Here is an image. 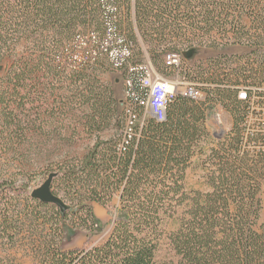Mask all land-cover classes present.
Here are the masks:
<instances>
[{
  "label": "trees",
  "instance_id": "1",
  "mask_svg": "<svg viewBox=\"0 0 264 264\" xmlns=\"http://www.w3.org/2000/svg\"><path fill=\"white\" fill-rule=\"evenodd\" d=\"M122 8L121 0H0V63L11 61L0 84V157L12 154L28 169L38 140L58 126L69 134L61 137L93 138L86 154L47 169L61 205L0 172V230L17 235L29 218L48 225L39 264H264V0H135L124 16ZM111 29L114 45L131 50L120 69L104 50ZM228 47L247 52L212 61L199 72L202 88L196 85L206 96H175L163 122L129 97L136 122L128 128L125 107L115 129L112 91L74 97L57 87L106 64L130 75L144 97L128 69L143 62L137 56L176 72L165 65L168 53L183 58L195 48ZM80 55L88 60L79 63ZM242 89L246 101L239 99ZM222 104L234 122L218 140L208 123ZM250 115L257 118L252 125ZM196 163L205 191L186 189ZM23 196L30 212L18 209ZM93 204L114 211L108 236L95 245L60 247L64 236L73 241L81 231H103Z\"/></svg>",
  "mask_w": 264,
  "mask_h": 264
},
{
  "label": "rangeland",
  "instance_id": "2",
  "mask_svg": "<svg viewBox=\"0 0 264 264\" xmlns=\"http://www.w3.org/2000/svg\"><path fill=\"white\" fill-rule=\"evenodd\" d=\"M123 4V16L127 13V8L130 3L134 9L135 0H121ZM127 1L129 3L127 4ZM124 2V3H123ZM247 52L243 47H228L219 49H207V48H195L189 51L185 57L182 58L180 73L179 70L166 71L158 69L153 65L162 78L171 81L172 83L200 86L202 84L198 77L199 72L210 67L212 61H219L223 56L242 55ZM138 60H148V55L137 56ZM11 66L10 59H5L0 63V84L2 78L6 75L9 67ZM160 71V72H159ZM74 75V78H70L68 81H63L57 84L58 89H67L73 91V96L78 97L80 92L85 91L86 94L92 90L101 91L106 94L109 90L113 93V98L116 102V115L111 121L115 129H118V123L123 118L125 107L127 105V89L125 86V75L122 71H114L108 65L93 66ZM189 74L188 76L186 74ZM186 75V76H185ZM68 76V75H67ZM69 77V76H68ZM82 79L81 82L78 80ZM80 91V92H79ZM203 91V90H202ZM206 96L205 91H203ZM71 95V96H72ZM72 96V97H73ZM58 107V104H56ZM62 107V106H60ZM260 112L261 109L256 107ZM264 117V116H263ZM257 118L254 115L249 116V124L252 125ZM262 121V120H260ZM70 122V120L68 121ZM232 113L222 104L218 105L216 117L208 123L209 131L220 140L228 135L233 126ZM59 127L58 133H49L40 138L38 141L40 144L39 150L30 154L31 161L28 169H20L18 162H14L15 157L12 154H3L0 157V172L5 177L17 178L19 183H25L29 194L35 190L41 188L48 180L47 169L53 166L55 163L67 160L73 157L83 156L92 146L91 137L84 136L82 138H64L61 135H69L68 133H62V127ZM58 134V135H57ZM61 134V135H60ZM111 134L107 132L106 135ZM205 172L202 167L197 163L192 165L188 170V176L186 180V189L202 190L205 191ZM118 204V200L115 202ZM31 202L26 200L23 196L18 201V209L24 213L32 210ZM94 213L97 218L103 223V231L91 234L87 231H81L78 237L73 241L68 240V236H64L60 245L63 249L81 248L86 243L95 245L102 242L112 230L113 221L115 215L113 210L106 209L98 204H93ZM45 211H42L41 216H45ZM47 216L49 215L46 213ZM264 217V216H263ZM2 215L0 214V227ZM173 223L170 224V227ZM48 225L43 222L36 221L34 218H29L17 229V235L11 234V231L2 232L0 230V264H39L41 259V250L47 241L50 240L49 233L46 230ZM2 229V228H0ZM58 241V240H57ZM58 243V242H57Z\"/></svg>",
  "mask_w": 264,
  "mask_h": 264
},
{
  "label": "built area",
  "instance_id": "3",
  "mask_svg": "<svg viewBox=\"0 0 264 264\" xmlns=\"http://www.w3.org/2000/svg\"><path fill=\"white\" fill-rule=\"evenodd\" d=\"M111 33L112 29L109 31V41L105 44L104 50L109 54L110 63L115 68L120 69L127 63V59L131 55V50L130 48H122L119 45H114V38ZM92 40H96V36H92ZM95 56L96 53L91 51V57L94 58ZM78 59L79 63L88 60L84 55H80ZM181 62L182 57L177 53H168L165 56L166 67L178 71ZM128 69L130 72L137 75L136 81L139 84L141 91L144 93V97H138L134 92L135 81L129 75L124 81L127 89V98H134L144 109L145 115L154 118L158 122L165 121L167 106L175 96L181 95L195 100H201L204 98V94L198 90L196 86L176 84L162 78L149 59L143 61L137 66L129 65ZM239 99L243 101L248 99L247 92L244 89L240 91ZM126 108L128 113V128H130L136 122L137 117L133 114L128 104L126 105Z\"/></svg>",
  "mask_w": 264,
  "mask_h": 264
},
{
  "label": "water",
  "instance_id": "4",
  "mask_svg": "<svg viewBox=\"0 0 264 264\" xmlns=\"http://www.w3.org/2000/svg\"><path fill=\"white\" fill-rule=\"evenodd\" d=\"M50 186H51V178L41 188L35 190L33 192V196L36 198H40L45 202H53L58 205H61L60 200L52 194L50 190Z\"/></svg>",
  "mask_w": 264,
  "mask_h": 264
}]
</instances>
